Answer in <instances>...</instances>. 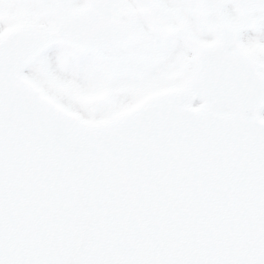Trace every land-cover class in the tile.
I'll list each match as a JSON object with an SVG mask.
<instances>
[{
	"label": "snow or ice",
	"instance_id": "obj_1",
	"mask_svg": "<svg viewBox=\"0 0 264 264\" xmlns=\"http://www.w3.org/2000/svg\"><path fill=\"white\" fill-rule=\"evenodd\" d=\"M0 264H264V0H0Z\"/></svg>",
	"mask_w": 264,
	"mask_h": 264
},
{
	"label": "rangeland",
	"instance_id": "obj_2",
	"mask_svg": "<svg viewBox=\"0 0 264 264\" xmlns=\"http://www.w3.org/2000/svg\"><path fill=\"white\" fill-rule=\"evenodd\" d=\"M200 101L199 100H197V101H195L194 103H199Z\"/></svg>",
	"mask_w": 264,
	"mask_h": 264
}]
</instances>
